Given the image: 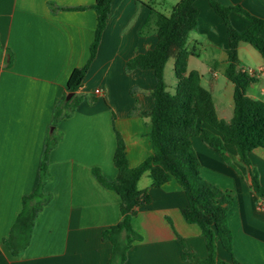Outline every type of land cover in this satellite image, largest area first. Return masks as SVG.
I'll list each match as a JSON object with an SVG mask.
<instances>
[{"label": "crops", "instance_id": "obj_1", "mask_svg": "<svg viewBox=\"0 0 264 264\" xmlns=\"http://www.w3.org/2000/svg\"><path fill=\"white\" fill-rule=\"evenodd\" d=\"M93 1L0 0V264H108L111 243L101 231L119 220V196L96 179L92 168L108 180L116 176L115 130L130 166L152 150L154 72L127 70L125 65L157 42L153 20L148 22L151 8L167 15L177 0L164 11L157 9L155 0H111L96 53L76 91L82 99L69 116L53 125V110L67 95L71 71L89 56L96 24ZM217 1L240 4L264 17V0ZM194 5L199 13L185 45L187 69L198 71L202 86L211 92L217 116L229 120L234 85L224 75L226 26L208 0H195ZM229 20L236 29L248 25L234 11ZM237 56L240 68L256 77L246 89L247 96L264 101L261 54L239 41ZM190 60L193 67L188 65ZM95 88L101 93H95ZM168 88L172 90V85ZM50 133L58 136L48 152L43 185L50 199L37 212L27 246L12 255L3 239L22 197L37 182ZM191 142L199 155L201 176L231 199L227 223L232 253L218 246L217 255L224 260L233 256L241 264H264V198L250 187L248 167L231 143L225 144L227 161L200 137H191ZM247 156L264 186V149L253 148ZM143 176L149 179L140 185ZM137 187L148 189L149 202L132 217L141 239L132 242L123 264H196L206 255L205 241L198 225L181 215L185 192L173 180L152 186L148 171L141 174Z\"/></svg>", "mask_w": 264, "mask_h": 264}, {"label": "trees", "instance_id": "obj_2", "mask_svg": "<svg viewBox=\"0 0 264 264\" xmlns=\"http://www.w3.org/2000/svg\"><path fill=\"white\" fill-rule=\"evenodd\" d=\"M194 1L177 0L167 15L151 8L148 22L153 20L157 42L153 48L129 58L125 65L127 70L140 68L154 72L153 106L149 119L152 150L137 165L130 166L124 142L115 130L113 163L116 176L108 180L98 168H92L96 179L119 196V220L101 231L102 238L111 243L108 264H123L132 242L141 239L131 220L138 207L149 202L148 189L137 187L144 171H148L152 186L173 180L185 192L187 202L180 207L181 215L186 222L198 225L205 241L206 255L198 258L196 264H241L233 256L224 260L217 255L218 246L232 253L231 231L227 223L231 199L201 176L199 155L191 142L193 136L200 137L227 161L225 144H233L237 157L249 169L250 187L264 198V186L259 183L257 171L247 156L253 148L264 149V101L247 96L246 89L256 77L240 68L237 56L239 41H246L261 54L264 62V17L252 14L240 4L223 5L217 0H208L214 12L223 19L227 32L224 75L233 83L234 89L233 113L229 120H225L217 116L211 92L202 86L198 71L187 69L189 51L185 45L189 33L197 25L199 13ZM110 5L111 0H94L90 5L95 12L96 24L89 56L82 66L71 71L67 80V94L71 95L68 98L63 95L55 105L53 125L59 118L69 116L82 99L76 91L96 53ZM231 11L244 17L248 25L236 29L229 20ZM170 56L174 58L172 90L164 76V67ZM57 141L58 136L53 133L45 139L37 182L33 190L22 197L21 208L8 236L3 239L12 255L20 254L27 246L37 212L50 199V194L43 191V185L47 179L48 152Z\"/></svg>", "mask_w": 264, "mask_h": 264}, {"label": "rangeland", "instance_id": "obj_3", "mask_svg": "<svg viewBox=\"0 0 264 264\" xmlns=\"http://www.w3.org/2000/svg\"><path fill=\"white\" fill-rule=\"evenodd\" d=\"M174 0H155L156 4H157V9H161L162 11H164L165 9H168V5L170 3H173ZM189 67H193L194 63L193 61L190 60L189 62ZM164 76L166 79L167 84L170 86L174 83V75H173V58L172 56L169 57V59L167 60L166 64H165V68H164ZM149 178L143 176L141 181H140V185H143V182H145V180H148Z\"/></svg>", "mask_w": 264, "mask_h": 264}, {"label": "built area", "instance_id": "obj_4", "mask_svg": "<svg viewBox=\"0 0 264 264\" xmlns=\"http://www.w3.org/2000/svg\"><path fill=\"white\" fill-rule=\"evenodd\" d=\"M95 93H97V94H100L101 93V91H100V89L99 88H95Z\"/></svg>", "mask_w": 264, "mask_h": 264}, {"label": "water", "instance_id": "obj_5", "mask_svg": "<svg viewBox=\"0 0 264 264\" xmlns=\"http://www.w3.org/2000/svg\"><path fill=\"white\" fill-rule=\"evenodd\" d=\"M70 95H71V93H68V94L66 95V98H68Z\"/></svg>", "mask_w": 264, "mask_h": 264}]
</instances>
